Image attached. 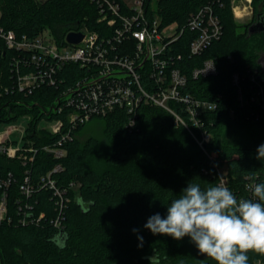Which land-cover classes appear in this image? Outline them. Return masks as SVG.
Returning <instances> with one entry per match:
<instances>
[{"label":"trees","instance_id":"16d2710c","mask_svg":"<svg viewBox=\"0 0 264 264\" xmlns=\"http://www.w3.org/2000/svg\"><path fill=\"white\" fill-rule=\"evenodd\" d=\"M110 1L129 13L125 0ZM211 1L158 0L155 12L163 24L177 22L183 26L192 13ZM149 3L147 0V12L153 16ZM217 4L222 37L198 56L189 54L195 37L190 30L175 46L181 55L178 66L189 76L188 91L197 98L215 101L216 110L203 112L196 126L182 106L171 102L187 128L158 106H141L133 125L126 110L118 108L78 127L75 137L64 145L67 155L61 160L42 150L60 135H51L38 125L42 119L61 116L48 114L49 110L57 104L59 92L75 83L82 71L76 67L64 69L58 89L20 92L14 89L13 79V60L19 54L0 38V122L9 123L21 115L32 117L25 140L39 148L30 166L33 182L61 163L63 170L54 175L58 185L79 184L70 193L63 226L58 229L51 223L57 214L51 192L41 189L26 197L20 189L25 177L22 162L0 155V181L12 173L7 215L0 221V264H215L198 252L189 237L178 241L153 235L144 225L156 213L166 217L167 206L189 182L202 189L217 186L218 169L227 171L229 189L238 199L253 198L248 186L264 183V160L256 158L258 147L264 144V107L252 100L257 85L264 81V41L251 42L255 32L249 31L264 14V0H253L252 23L246 24L243 32H239L232 0H218ZM0 10V27L13 30L18 37H35L48 28L60 44L81 25L99 32L103 27L96 24L98 6L90 0H0ZM209 58L214 59L217 74L193 78L190 71ZM256 70L260 80L253 83ZM235 73L241 77L243 102L232 82ZM95 122L103 124L108 141V152L101 162L99 155L94 158L101 142L95 137L84 142L79 139L84 128ZM203 132L211 139L201 146L198 140L203 139ZM3 191L0 187V202ZM25 204L33 207L27 212L28 218L38 219L42 213L44 217L21 224L19 208ZM248 256V264L264 263V255L249 252Z\"/></svg>","mask_w":264,"mask_h":264},{"label":"built area","instance_id":"2783aa9c","mask_svg":"<svg viewBox=\"0 0 264 264\" xmlns=\"http://www.w3.org/2000/svg\"><path fill=\"white\" fill-rule=\"evenodd\" d=\"M98 6L96 24L102 25V31L92 30L89 25H81L73 32L82 33L84 38L78 44H71L65 37L60 44L51 31H42L35 37L23 35L18 37L13 30L0 27V38L8 49L18 52L14 58L13 77L15 88L20 92L32 94L43 87L58 89L61 73L68 67H76L81 77L75 83L69 84L59 92L57 104L49 113L61 115L46 119L49 123L45 129L51 135H60L52 143L46 144L42 150L54 159L66 157L64 145L75 137V131L96 117H104L118 108H124L129 115V124H134L138 110L143 105L161 107L175 116L176 123L188 125L174 111L171 102L186 110L194 125L199 126L198 117L205 111L217 109V103L207 99L197 98L188 91V74L178 66L181 55L176 52V44L186 30L195 33L189 45L190 56L201 55L214 41L223 35V25L217 14L218 0L201 6L192 13L183 26L177 22L163 24L162 19L154 11L150 16L147 12V0H135L136 6L127 2L129 13H123L120 5L110 0H90ZM152 2V0H150ZM232 7L236 17L253 14L249 9L252 0H246L249 7L242 9ZM151 6V3H149ZM0 10V18H1ZM101 27V26H100ZM176 48V49H175ZM264 66V64H263ZM218 72L214 59L204 60L203 64L190 71L197 79L201 76L216 75ZM259 71L253 73L252 82L260 80ZM240 75L235 73L233 84L237 87L239 100L243 102L240 87ZM8 88L5 91L8 92ZM264 107V81L257 85L256 95L252 98ZM28 122L32 120L30 115ZM29 125V124H28ZM26 128L8 126L0 133V155L11 159H19L24 166V180L20 186L26 197H31L37 190L45 189L55 198L57 214L51 220L54 227L61 229L64 222L65 208L71 201L70 193L79 184L71 182L68 186H59L55 174L63 170L61 163L56 164L39 181L33 182L30 176L31 164L35 160L39 148L25 140ZM20 133L22 144L13 135ZM203 139L198 143L209 142L211 136L203 132ZM219 183L230 187L227 171L218 169ZM12 173L7 179L0 181L4 189L0 202V221L7 215V189L11 184ZM24 208V209H23ZM26 209V210H25ZM33 207L25 204L20 206L22 213L20 223L26 225L39 221L33 216L28 218L27 212Z\"/></svg>","mask_w":264,"mask_h":264},{"label":"clouds","instance_id":"9594fccd","mask_svg":"<svg viewBox=\"0 0 264 264\" xmlns=\"http://www.w3.org/2000/svg\"><path fill=\"white\" fill-rule=\"evenodd\" d=\"M257 153L264 160V144ZM248 187L253 198L238 199L223 184L202 189L189 182L167 206L166 217L156 213L144 228L178 241L189 237L215 264H248L249 252L264 255V183Z\"/></svg>","mask_w":264,"mask_h":264},{"label":"rangeland","instance_id":"374dc122","mask_svg":"<svg viewBox=\"0 0 264 264\" xmlns=\"http://www.w3.org/2000/svg\"><path fill=\"white\" fill-rule=\"evenodd\" d=\"M37 1H44V0H37ZM131 7H135L136 6V2L135 0H125ZM158 0H152L151 2V7L153 9H156V3ZM235 5H237L238 7H240L241 9L245 6L249 7V3L246 0H237ZM249 9L254 13V6H253V0L252 3L249 7ZM98 19V18H97ZM236 22L239 25V32H243L244 31V26L246 24H251L252 23V19H253V14L249 15V16H244V17H236ZM256 24V22L252 23L251 26L254 27V25ZM255 28V27H254ZM48 28H45L43 30L44 31H48ZM258 41H264V32H255L253 33L252 37H251V42L255 43ZM262 63L264 64V55L262 57ZM29 122H28V117L25 115H21L20 117H18L17 119L9 122V123H4V122H0V133L3 132L8 126H17V127H23L26 128L28 126ZM49 125L48 121L46 119H42L39 122L38 127L42 128V127H47ZM90 137H95L97 138L101 144L100 146L96 149L95 151V157L96 158L98 155L99 157V162H101L102 157L108 152V141L106 140V137L103 133V124L102 123H92V124H88L84 130L82 131V133L79 136V139L84 142L85 140H87ZM13 138H15L16 140H18V142L20 144H22V136L20 133H16L15 135H13ZM257 264H264L261 261H257Z\"/></svg>","mask_w":264,"mask_h":264},{"label":"water","instance_id":"95a60500","mask_svg":"<svg viewBox=\"0 0 264 264\" xmlns=\"http://www.w3.org/2000/svg\"><path fill=\"white\" fill-rule=\"evenodd\" d=\"M255 27V28H254ZM253 26H250L249 31L250 32H264V14H260L258 16V20L256 24ZM84 38V35L82 33H77V32H70L68 33L66 39L69 43L71 44H78L79 42L82 41Z\"/></svg>","mask_w":264,"mask_h":264}]
</instances>
